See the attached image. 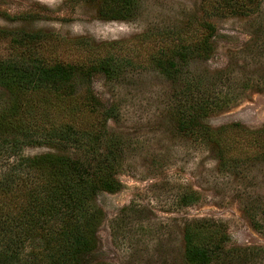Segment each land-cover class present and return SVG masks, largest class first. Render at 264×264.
I'll use <instances>...</instances> for the list:
<instances>
[{
	"label": "rangeland",
	"instance_id": "374dc122",
	"mask_svg": "<svg viewBox=\"0 0 264 264\" xmlns=\"http://www.w3.org/2000/svg\"><path fill=\"white\" fill-rule=\"evenodd\" d=\"M202 1L138 0L132 19L103 20L96 5L84 0H0V29L42 31L45 38L37 44V53L49 63L87 65L91 59L78 39L92 44V55L97 53L93 49L106 53L108 46L102 43L120 41L121 55L130 58L118 78L108 81L97 73L90 85L101 103L115 106L117 116L106 126L124 143L116 174L120 189L102 191L95 198L103 217L92 264H189L183 229L195 221L220 224L228 235L221 257L209 264H264L263 156L247 138L235 136L226 156L238 163L221 165L216 150L202 138L181 133L175 112L178 86L150 62L161 43L144 37L148 33L154 40L166 31L182 32L188 19L211 22V51L189 60L186 68L203 78L205 88L216 89L226 99L205 122L211 127L232 122L250 129L263 127L264 0L248 16H217L209 4L205 16ZM10 52L8 39L1 37L0 56ZM45 98L41 100L53 103L46 115L39 110L47 130L52 123L101 125L102 118L88 110L82 92L72 99L79 111L75 115L63 107V96ZM49 151L58 149L41 141L23 153ZM7 165H0V171ZM187 193L197 200L182 204ZM206 234L214 237V227Z\"/></svg>",
	"mask_w": 264,
	"mask_h": 264
},
{
	"label": "trees",
	"instance_id": "16d2710c",
	"mask_svg": "<svg viewBox=\"0 0 264 264\" xmlns=\"http://www.w3.org/2000/svg\"><path fill=\"white\" fill-rule=\"evenodd\" d=\"M84 1L94 3L103 20L132 19L138 6V0ZM261 3L203 0L200 7L204 15L209 4L211 14L217 16H248L256 13ZM192 20L188 19L187 29L173 35L166 31L153 40L144 34L147 40L161 43L150 57L151 64L178 86L177 129L202 138L216 150L221 165L238 163L235 157L226 156L227 149L237 141L235 136L247 138L248 145L258 148L264 158V126L250 129L232 122L211 127L205 122L209 112L226 99L216 89L205 88L203 78L186 69L192 58L206 57L213 42V24L204 19ZM44 36L40 30L0 29V38H7L13 51L0 56V165L8 164L0 171V264H92L97 227L103 217L95 198L102 191L120 189L116 174L124 143L106 126L107 120L117 116L115 106L101 103L90 85L97 73L108 81L115 80L131 61L121 55L124 47L120 41L102 43L108 46L106 53L93 49L97 53L92 55V44L78 39L77 44L91 59L87 65L49 63L37 53V44ZM81 92L88 101V110L102 118L101 125L79 128L70 122L52 123L47 130L39 110L44 116L53 103L41 98L63 96V107L75 115L79 111L72 99ZM41 132L46 139H39L43 138ZM41 141L52 143L58 151L23 153L24 148ZM180 200L188 205L197 197L187 193ZM212 226L216 235L207 237ZM227 238L220 224H186L185 260L189 264H209L221 257Z\"/></svg>",
	"mask_w": 264,
	"mask_h": 264
}]
</instances>
